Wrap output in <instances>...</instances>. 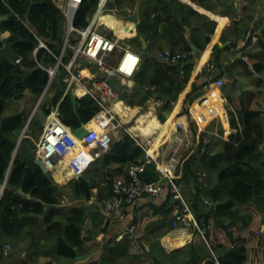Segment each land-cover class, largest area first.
Listing matches in <instances>:
<instances>
[{
    "label": "trees",
    "instance_id": "trees-1",
    "mask_svg": "<svg viewBox=\"0 0 264 264\" xmlns=\"http://www.w3.org/2000/svg\"><path fill=\"white\" fill-rule=\"evenodd\" d=\"M132 3L134 6L135 0H132ZM98 4L99 0H83L74 25L79 28L87 26L88 15L94 12ZM201 4L204 7L207 5L202 0ZM156 8L151 2L147 5L145 17L137 26L139 36H151L156 26L151 14L157 11ZM188 8L193 11L191 7ZM0 17L6 18L0 23V38L2 34L10 32L9 41L16 43V51L21 57L20 62L17 63L7 57L0 59V115L2 116L7 102L22 100L26 94L30 93L36 103L43 94L49 81V73L44 67L56 65L57 57L61 55L65 40L66 17L53 0H0ZM241 25L233 17L232 28L235 32L239 31ZM214 31L215 24L207 30L208 36L203 43L198 44L201 50L206 48L210 41L209 35H212ZM260 38L264 40V32ZM40 40L46 47L40 48ZM251 41L252 38L249 44ZM3 46L4 43L0 39V48ZM230 46L234 47L237 44L226 48H231ZM262 47L264 48V44ZM216 49L218 51L219 47L217 46ZM182 51L193 50L187 45ZM223 51L224 49L219 52ZM243 56L251 59L246 53ZM68 60L69 56L66 55L63 62L67 63ZM212 61L217 65L221 63L217 55ZM185 62H180L179 65ZM253 68L255 72H264L263 64L256 63ZM60 69L61 75L52 88L53 95L45 107L43 106L45 113H42V108L41 114L46 118L58 106L64 123L72 130H77L94 119L101 108L92 97L88 96L78 100L76 111L72 95L69 93L64 96L65 84L62 81L64 68ZM192 71L193 65H187L184 68L170 66L166 62L145 55L142 66L134 77L135 88L132 91L122 87H116V89L120 100L130 107H145L152 98L163 102L159 106L158 117L164 122L166 121L164 113L172 112L173 103L186 89ZM237 81L243 83L244 79ZM198 82L197 80L194 82L183 106L184 113L189 115V121L195 133H197L196 121L190 113V106L200 96ZM206 84V82L201 84L202 88ZM257 86L264 88V79L258 80ZM242 88L245 91L241 89V94H236L234 97L226 96L233 108L224 97L231 127L237 130V133L229 137V143L221 141L223 148L219 151L210 142L205 144V136L209 135L203 133L196 153L187 158L183 175L179 179V182L193 185L198 171L217 175V187H212L210 183L205 188L194 187L196 192L193 198L197 202L194 206L195 212L202 224H210L208 240L214 251L213 254L204 243V252L209 258L203 264H264V231L261 230L264 224V169L261 171L259 167H256L253 172L251 168L253 166L251 161H264V155L259 154V151L264 148V117H262L264 100L258 101L256 105L242 104L252 93L246 91V87ZM29 117V112L22 111L13 116H3L0 121V260L7 256L4 254V245H11L16 249L14 241L22 238L26 230L30 228L37 229L42 237L54 240L59 260L66 259L79 264L82 254L86 251V243L93 241L100 243L97 238L103 236L106 239L112 230L111 220L100 212V208L95 204L96 200L91 205L88 202L94 198L99 201L109 197L114 180L121 176L126 177L128 167L143 159L146 151L138 145L137 140L130 133L126 132L121 140L115 142L109 153L91 165L83 177L73 179L67 185H61L51 174L44 173L35 164L37 142L44 131L40 122L35 119L31 122L25 131L28 137L24 138L18 147ZM32 125H37V129ZM17 147V154L14 157ZM262 165L264 167V162ZM144 177L150 182L160 179L154 163L147 165ZM95 189H97L96 194ZM25 195H31V199ZM62 196L67 197L69 202H77L78 205H65L61 199ZM203 196H206L212 205L201 202ZM223 199L225 203L222 206L221 204L215 206L216 202H222ZM234 203L252 204V207L260 211L258 213L260 216L258 217L257 214L255 220L248 219L249 215L241 216L239 208L234 207ZM48 206L53 208L47 209ZM133 208L136 227L133 238L125 236L123 240L117 241L118 234L115 233L104 242L103 249L99 250L101 257L97 261H94L97 253L93 251L92 246L89 247L91 254L87 256V259L92 261L88 264H104L107 261L109 264H135L143 261L147 264H158L152 263L154 256L162 264H201L205 259L204 253L198 249L199 245L195 242L177 253L169 254L162 249L161 253L155 255L152 250L149 251L146 247L149 231L162 220L163 216L170 219L172 208L167 203L151 200L144 202V199L142 204L138 202ZM224 215L229 217V221L233 217L230 221L231 228L237 225L236 230L227 232L223 228L221 218ZM88 220L91 221V229L86 233L85 226ZM239 220L243 221V227L239 226ZM238 227L244 232L242 235L235 236ZM226 245L229 249L217 255V248ZM28 252V259H31L33 263L37 264L39 261L40 264H49L48 257L38 255L36 251L31 252L30 249ZM21 264H28V262Z\"/></svg>",
    "mask_w": 264,
    "mask_h": 264
},
{
    "label": "built area",
    "instance_id": "built-area-1",
    "mask_svg": "<svg viewBox=\"0 0 264 264\" xmlns=\"http://www.w3.org/2000/svg\"><path fill=\"white\" fill-rule=\"evenodd\" d=\"M54 2L66 17L64 45L61 55L57 57V64L44 67L49 73V81L43 94L35 103L31 116L35 118L42 110V106L45 105L43 101L49 95L55 79L61 74L60 68L62 67L64 68L62 77L65 84L64 96L69 93L75 94L78 99L90 96L101 108L96 117L102 114L110 117L108 122L105 119L98 122L100 132L90 127L88 134L81 140L89 155L83 150L71 159L69 168L75 166L80 170L72 179H79L97 159L113 149L117 141L114 139V132L123 127L117 119L118 116L114 115L111 109L114 101L119 100L116 87L120 85L127 90L133 88V79L140 70L143 59L142 55L129 43L133 32L131 28L122 26L124 32L128 34L120 36L116 30L104 22V17L117 14L111 0H100L94 12L88 15V25L81 28L76 27L74 21L83 0H54ZM120 21L121 25H124V22ZM40 43V48L46 47L43 41L40 40ZM66 55L69 56V60L64 63L63 58ZM194 55L193 51H163L158 57L166 63H179L193 58ZM255 75L258 80L263 79L260 73L255 72ZM224 84V79L219 78L213 85L223 87ZM262 117H264V110ZM28 127L29 125H26L27 129ZM73 132L74 130L65 125L58 106L54 108L47 116L43 135L37 143L36 158L46 164L55 180L57 166L62 159L70 157L78 146V139ZM128 133L137 140L138 145L146 151V155L128 167L126 177L121 176L114 180L109 197L98 201L101 212L109 219L115 218L119 222H130L127 230L117 237V241L126 235L130 239L133 238L136 229L133 219L135 215L130 220L131 215L128 209L138 202L141 204L144 199L167 203L172 208L174 230H186L191 236L199 235L210 246L208 241L210 228L200 223L194 208L196 201L185 199L182 185L178 182L183 175L185 159L173 153L163 161L161 160L163 150H158L159 156H155L156 152L151 155L150 148L147 150L139 141V137L130 130ZM200 136L201 133L197 132L196 140L199 141ZM184 137L178 134L176 139L183 142ZM146 141L150 143L149 140ZM207 142L205 139V144ZM152 163L155 164L160 175V179L155 182L147 181L144 177L147 165ZM205 179L206 174L198 172L195 184L201 187L206 186ZM93 200L88 203L91 204ZM204 203L212 205L209 199H204ZM9 250L10 245H5V253Z\"/></svg>",
    "mask_w": 264,
    "mask_h": 264
},
{
    "label": "crops",
    "instance_id": "crops-1",
    "mask_svg": "<svg viewBox=\"0 0 264 264\" xmlns=\"http://www.w3.org/2000/svg\"><path fill=\"white\" fill-rule=\"evenodd\" d=\"M120 1L116 0L115 2L117 5L116 7L118 9V12L120 14L125 11V14H122V15H126L129 13V11H133L135 9V7L137 6L138 0H135L136 4L134 3V6L132 3V0H125V1L120 0ZM149 2H151V4L154 5L155 8L157 7L156 8L157 11L151 14L152 18L155 19L153 22L156 23L154 31L152 32L151 36H143L144 38H146V41H147L146 43H144L141 41L140 36L138 34V28L135 25L134 29H132L133 31L132 38L130 39V44L134 47L136 51H138L142 55L143 58L145 55L150 56L152 58L158 57L159 53L163 51H182V49L185 48L187 45L191 47L193 51H195V49H200L198 47V44L203 43L205 38L208 36L207 30L212 28L215 24L214 33L212 35H209L210 41L208 45L206 46L204 50H202V54L197 55V63L196 65L193 66V71L191 73V77L186 86V89L179 95L178 100H176L173 103V109H172V112L170 113L174 114V111L178 106V109L174 115V121H173L175 122L176 131H174L173 134L174 133H178V134L188 133L190 135L194 133L192 130L193 128L191 127V124L189 121V115L187 113H184L183 106H184V101L186 99L187 94L193 88L194 82H196V80L199 81L198 91L201 92L200 96L190 106V113L192 114V116L194 117L196 121L197 132L201 134L206 133L207 135H209V136H205V139L208 141V144L210 142L212 146H213V143L221 145L220 144L221 141L222 142L225 141L229 143L230 142L229 137L231 136L230 134H236L237 130L231 127L230 116H229L228 109L226 108L224 97L228 101V98L226 96L234 97L236 94H241L242 93L241 89L245 91V89H243L242 87H246V91H251L252 93L251 95L247 97L248 100L244 101L242 104L251 103L252 105H256L258 101L264 100V88L257 86L258 79L256 78V75L252 69V67L256 63L264 65V48L262 47V45L264 44V40L260 38L262 37V33L264 32V0H202V2L207 3L205 7L198 6L202 8L203 10L196 7L197 5L195 4V0H188V1L187 0H142L140 8H139V17L141 21L145 17L146 7L149 4ZM231 5H234L237 12L233 11V8ZM188 7H191L193 11H190ZM111 16L115 17L117 21H119L118 17H120L121 14L120 16L117 14L111 15ZM111 16L108 15L104 17V22H105V18H108ZM205 16L209 19L205 18ZM233 17L242 24L241 28L247 25L250 26V30L243 38L240 37L239 31L235 32L234 29L232 28ZM220 18L224 20L223 28L221 30L219 29V25H220L219 19ZM119 23L121 24L120 21ZM174 24H176V26ZM124 27L131 28L129 27V24L124 25ZM10 36H11V33L6 32L2 34L0 39L3 40L6 38L9 40ZM251 38H252V41L249 44V40ZM138 39L141 43H139ZM233 44H237V46H234V47L230 46L231 48H228V49L226 48L229 45H233ZM217 46L219 47L218 51L216 49ZM223 49L224 51L220 53L219 51ZM244 53L250 55L251 59H249L248 57H245L246 62L248 64H245L242 62L237 63V60L239 58H244L243 56ZM216 55L219 56V59L221 62L220 65H217L216 63L212 61ZM20 60H21V57H20ZM180 68H184V66ZM260 74L264 78V72ZM242 76H245V77L249 76L252 82H247V83L245 82L242 83L241 81L238 82L237 81L238 79H244ZM57 78L55 79L50 89L48 100L53 95L52 88L54 87V84ZM219 78H222L225 81V84L223 87L213 85L216 83L217 79ZM204 82H206L207 84L206 86H204V88H202L201 84H203ZM237 82H238V85L236 84ZM135 86H136V82H135ZM238 86L240 88H238ZM34 100H35L34 97L30 93H28L22 100L9 101L10 102L9 105L7 104L5 105L3 112L5 113V111L7 110L10 113L9 116H13L14 114H17L19 112L26 111V112H29L31 116L33 105H34ZM149 101L151 102L149 105H151L152 103H158V105L160 106L163 103L161 101H156L153 98L150 99ZM115 102L116 101H114L113 105L115 104ZM123 104L125 107L135 111V113L133 114V117H129L130 119L132 118L138 119V117L142 114L141 112L138 111L139 109L137 108V107L141 108V106L130 107L126 105L125 102ZM113 105L111 106L113 114L122 118L119 113L117 114L113 110ZM153 107H155V104H153V106H151L150 108L154 110ZM230 107L233 108L231 104H230ZM194 108H199L201 110V113H202L201 119L197 118V116L194 114L193 112ZM218 108H221V112H217ZM263 110H264V107H263ZM104 115L107 117L108 120H110V117L108 115L106 114ZM222 115H224L225 118H223ZM3 116L4 114L2 116L0 115V121ZM38 116H39V119L41 120V123H44L43 117H42L43 114H41V111L38 112ZM153 117L157 119L158 121H160L159 118L154 115V113H153ZM100 121L101 119L99 118V116L95 117L89 122V125L96 126L98 125V122ZM167 121H168V118H167ZM166 122H161V124L166 123ZM86 125H88V123ZM32 127L37 129V125H32ZM179 130H181L180 133H179ZM191 130L193 133H191ZM211 134H213V137ZM223 135H224L225 140L222 139ZM21 137L18 143V147L20 146L22 140L24 139L23 138L21 140ZM122 137L117 138V140L118 141L121 140ZM215 140H218V141L216 142ZM18 147L14 153V157L17 154ZM83 147L81 145V150L86 151V149H84L86 147L84 148ZM86 153L89 155L87 151ZM260 155H264V150H262V153ZM263 162H264L263 160L259 162H254L252 164L253 166L251 167L253 169V172L256 170V167H259L258 169L263 171L264 169L262 165ZM71 179L67 180L63 184L66 185L67 183L71 181ZM208 181L212 185V187H217V185L214 186L216 183V179H214L212 175L208 176ZM187 186H192V188L184 190V197L188 201L193 200L196 190L193 187V185H187ZM94 193L95 194L97 193V189L94 190ZM144 202H146V200H144ZM223 203H224V200L222 202L221 201L216 202L215 206L219 204H223ZM233 205L234 207L239 208L240 214L249 215L248 219L250 218L254 219L253 216L254 215L256 216V213H260V211L258 212L256 209L255 210L252 209L254 208L252 207V205L247 206V205H240L238 203H234ZM137 207H139V205H137ZM247 207L249 209H247ZM248 210L249 211L252 210L251 213H249ZM128 211H129V215H131L130 216V220H131V218L135 214V209L131 207L128 209ZM222 218H223L222 219L223 224L229 225V230H232V229L236 230V227L231 228L232 224L228 220L227 215L226 216L224 215ZM263 218H264V210H263ZM239 224L241 225V227L244 226V223L242 220H239ZM111 225H112L111 229L113 232L112 235H114L115 233L119 235L120 233L125 232L127 230V227L128 225H130V222L129 221L119 222L115 218H111ZM263 225L261 229L262 231H264ZM173 229L174 228L172 225V217L169 219V217L163 216L162 220L159 223H157L155 226H153L152 229L148 233V243H146V247L149 248V251L153 249L152 252L154 251V254L158 255L159 253L162 252V249H163L164 251L170 254V253L181 251L182 249L185 248V246L188 247L192 243L195 242L197 243V245H199L198 249L201 250L205 256V259L201 262V264H203L209 258L207 256V253L204 252L205 241L200 236L198 237L191 236L186 230H173ZM243 232L244 231H240V228L238 227V231L237 233H235V236L238 234L242 235ZM167 237L173 240L177 238H181V237H185L187 239H181L179 243L177 242L178 243L177 248L182 247L181 249L174 251V252H169V250L166 248V245L164 243ZM102 239H103V236H100V238L97 239L98 241H101L98 245V251L100 250V248L103 249L105 239L103 241ZM155 241L157 242L155 243ZM86 245H87L86 251L82 254L79 264H88L92 261V260L87 259V256L91 254L89 253V249H90L89 247L92 246L91 242H87ZM228 245L224 247H218L217 248L218 251L216 252V254L217 255L222 254V251H226L227 249H229ZM31 252H34V250L31 249ZM28 254L26 255V253H24L21 257H17V259L22 260L24 257L25 259L29 261L30 264H36V263H33L31 259H28L29 258ZM213 254H214V251H213ZM41 256H45V255H41ZM100 257H101L100 254H97V256L94 257V261L99 260ZM59 261L61 264H74L72 261L66 260V259L59 260ZM37 264H40L39 261L37 262ZM135 264H147V262L143 261V262H137Z\"/></svg>",
    "mask_w": 264,
    "mask_h": 264
},
{
    "label": "rangeland",
    "instance_id": "rangeland-1",
    "mask_svg": "<svg viewBox=\"0 0 264 264\" xmlns=\"http://www.w3.org/2000/svg\"><path fill=\"white\" fill-rule=\"evenodd\" d=\"M123 1H125V0H123ZM122 14H125V11ZM118 15L120 16V14H118ZM121 26L124 27V25H121ZM247 75H249V74H247ZM242 77L244 78V82L245 83L252 82V80L250 79L249 76H246V77L245 76H242ZM47 101H48V96H46L45 99H44V101H43V102H45V105H46ZM9 103L10 102H8L7 105H9ZM150 103L151 102L148 101V103H147V105L145 107H141V108L140 107H137L139 109L138 111L141 112V113H145V112H147L149 110V108L151 106H153V104H155V107H153L154 108L153 113H154V115L156 117H158V113H160L158 103H152L151 105H149ZM34 105H35V102H34ZM34 105H33V108H34ZM45 105H44V107H45ZM44 107H43L42 113H45V108ZM262 107H264V106H262ZM32 111H33V109H32ZM9 114L10 113L6 110L5 113H4V116H9ZM165 114L166 113H164V115ZM117 119H118V121H120L122 123L123 127H120L119 129H117L114 132V135H115V138L114 139L115 140H117V138L122 137L126 132H128V130H130L131 133H133L134 135H136L137 137H139V141L141 142V144H143L145 146V148L147 150H149L151 143H148L146 140L152 141L153 139H146L141 134V132H139V131L137 132V131L133 130V128L135 127V125H137V118H132V119H130V121H124V119H122V118H120L118 116ZM159 120L162 122L161 119H159ZM43 122L45 124L47 122V118L45 119L43 117ZM164 122H166V121H164ZM92 128H99V127H98V125H96V126H93ZM179 132H181V130H179ZM193 132L191 130V133H193ZM196 134L197 133L194 132L193 134H190L189 135L190 137L189 136L186 137L188 144H185V145H182V146L179 147V142H177V140L175 139L176 133H174L173 134V137L171 138V140H169V142L167 141V143H165V144H163L161 146V147H164V149H165L162 152L161 160H163V161L166 160L167 158H169L170 156H172L173 153H177V155L180 156V157H182V158H186V157L189 158L191 155H193L194 153H196V151H197V149L199 147V141L193 138V137H196ZM211 135L213 137V134H211ZM222 139L225 140L224 139V135H223ZM215 141L217 142L218 140H215ZM152 144H153V141H152ZM213 146L218 151L223 148V146L218 145V144H215V143H213ZM262 150H264V148H262ZM262 150L259 151V154L262 153ZM159 155H160V152L159 151H156L155 156H159ZM251 162L254 163V162H259V161H251ZM212 176L214 177V179H216V183H215L214 186L218 185V183H217L218 182L217 175H212ZM55 181H57V180H55ZM57 183H58V181H57ZM181 183L183 185H188V184H185L184 182H181ZM61 185H65V184H61ZM185 189H188V188L183 187V190H185ZM61 199H62V201H63V203L65 205H75V206L78 205L77 202H69V199L67 197H63L62 196ZM95 200H96L95 204L97 206H99L98 200L95 198L93 201H95ZM93 207H95V206H93ZM249 213H251V211H249ZM257 214L258 213H256V215ZM259 216L260 215L258 214V217ZM253 217H254V220H255V218H256L255 215ZM89 227H91V221L90 220L87 221L86 226H85L86 233H88ZM112 234H113V232L111 230V232L109 233V235L107 236V238L104 240V242L107 241L108 239H110L111 236H112ZM256 234L259 235L257 232H256ZM14 244H15V248L16 249H14L10 245V250L8 252H6V254L8 253L7 256L5 258H3V259L0 260V264H10V263L11 264H21L22 262H25L26 263L27 259H25L23 257V259L20 260V259H17V257H21L24 253H26V255H27L28 254V249H30V250L33 249L34 251H36L38 253V255H45L46 257H48L47 258L48 259L47 262L49 264H61L60 261H59L60 258L56 254V248H55L54 240L53 239H46L45 237H42L41 234H40V232L37 229H30L29 228L23 234V237L22 238H19V240L16 239L14 241ZM91 245H92L93 251L96 252L97 254H99V251H98V245H99V243L97 241H93L91 243ZM28 256H29V254H28ZM104 264H109V262L107 261Z\"/></svg>",
    "mask_w": 264,
    "mask_h": 264
},
{
    "label": "bare ground",
    "instance_id": "bare-ground-1",
    "mask_svg": "<svg viewBox=\"0 0 264 264\" xmlns=\"http://www.w3.org/2000/svg\"><path fill=\"white\" fill-rule=\"evenodd\" d=\"M100 1V0H99ZM120 1V0H119ZM188 1V0H187ZM123 2V1H122ZM121 3V1H120ZM136 4V3H135ZM122 5V4H121ZM58 6V5H57ZM123 6V5H122ZM121 6V7H122ZM10 7V6H9ZM197 8L203 10L202 8L196 6ZM127 9V8H126ZM128 10V9H127ZM123 11V10H122ZM92 13V12H91ZM77 16V15H76ZM19 17V16H18ZM118 17V16H117ZM76 20V19H75ZM104 20V19H103ZM223 19H219V29L221 30L223 28ZM26 22V21H25ZM105 22L110 26L112 27L114 30H116V32L118 33V35L120 36H123V35H126L128 33H125L124 31V28L121 26V24L119 23V21H117V19L115 17H108V18H105ZM29 25V24H28ZM129 27H131V30L134 29L135 25L134 24H129ZM179 105V103H178ZM177 109H178V106L177 108L175 109L174 111V114H171L169 117H168V121L166 123H162L160 121H158L157 119H155L153 117V109L150 108V110L146 113H142L138 119H137V125L133 128V130L135 131H139L141 132V134L146 138V139H153V144H152V141H151V145H150V150H149V153L151 155H154L156 151L159 150V148L164 144L166 143L167 141L169 142V140H171L172 138V135H173V132L175 131V122L174 121V115L175 113L177 112ZM113 110L118 114L121 115V117L124 119V121H129V117H133V114L135 113V111L127 108L124 106V104L120 101H116L115 104L113 105ZM193 112L194 114L197 116V118L201 119V110L199 108H194L193 109ZM217 112H221V108H218L217 109ZM132 115V116H130ZM223 118H225L224 115H222ZM99 118L101 120L105 119L107 122H108V119L107 117L102 114V116H99ZM91 126V125H90ZM93 127V126H91ZM95 129L96 131L100 132V128H93ZM77 143H78V146L76 148V150L70 155V157H66L64 159H62L61 163L57 166V172H56V180L63 184L65 183L67 180H70L75 174L79 173V169L76 168L75 166H71L69 168V165H70V161L73 157H75V155H77V153H79L81 150V145L83 147L84 143L81 141L82 139H79L77 138ZM81 144V145H80ZM85 147V145H84ZM83 147V148H84ZM86 149V148H84ZM67 173V174H66ZM227 195V194H226ZM263 195V194H262ZM252 196V195H251ZM256 196H258V194H256ZM258 197H262V196H258ZM258 199V198H257ZM222 200V199H221ZM224 200V199H223ZM226 200V198H225ZM229 201V200H228ZM251 201V200H250ZM255 201V199H254ZM239 202V201H238ZM248 202V200H247ZM253 202V201H252ZM225 203V202H224ZM241 203V202H240ZM256 203V202H255ZM228 204V203H226ZM225 204V206H226ZM252 205V204H250ZM217 206V205H216ZM222 206V204H221ZM233 206V205H232ZM248 206V205H247ZM253 206V205H252ZM256 206V205H255ZM260 207V206H259ZM227 208V207H226ZM231 208V207H230ZM256 207L252 208L255 210ZM263 208V207H261ZM260 208V209H261ZM247 209H249L247 207ZM258 209V210H260ZM231 211V210H230ZM229 211V212H230ZM252 211V210H251ZM224 212V211H223ZM247 213V212H246ZM234 213L232 212V215ZM240 214V213H239ZM242 216V214H240ZM239 215V216H240ZM232 217V216H231ZM221 218V217H220ZM219 219V218H218ZM223 219V218H221ZM229 219V217H228ZM233 219V217H232ZM231 219V220H232ZM225 220V219H224ZM230 220V221H231ZM235 220V219H234ZM236 222V221H234ZM232 222V223H234ZM205 223V222H204ZM218 223V222H217ZM216 223V224H217ZM222 223V221H221ZM237 224V222H236ZM239 224V223H238ZM210 225V224H208ZM218 225V224H217ZM236 228H237V225H235ZM241 226V225H239ZM232 227V226H231ZM233 228H234V225H233ZM213 229V228H212ZM211 231H214V230H211ZM172 232V231H171ZM170 232V233H171ZM174 235V234H173ZM172 237V236H170ZM196 237V236H195ZM211 237V236H210ZM181 239H187L185 237H181V238H177L175 240L167 237L166 238V241L164 242L165 245H166V248L169 249V252H174V251H177L181 248H177V244L179 243V241ZM193 239V238H192ZM213 239V238H212ZM157 241H155L156 243ZM178 242V243H177ZM193 242V240H192ZM184 243V242H183ZM182 243V244H183ZM200 243V242H199ZM154 244V243H153ZM151 244V245H153ZM158 244V243H157ZM159 245V244H158ZM163 245V244H162ZM192 245V244H191ZM205 245V244H204ZM156 247V246H155ZM187 246H185L186 248ZM194 248V247H193ZM151 249V248H150ZM153 250V249H152ZM155 250V249H154ZM193 252V251H192ZM154 253V251H153ZM177 253V252H176ZM175 256V254H173ZM188 256V255H187ZM181 258V257H180ZM187 260V259H186ZM184 262V261H183ZM153 263V262H152Z\"/></svg>",
    "mask_w": 264,
    "mask_h": 264
},
{
    "label": "water",
    "instance_id": "water-1",
    "mask_svg": "<svg viewBox=\"0 0 264 264\" xmlns=\"http://www.w3.org/2000/svg\"><path fill=\"white\" fill-rule=\"evenodd\" d=\"M116 0H111V3H112V5L114 6V7H116L117 5H116ZM141 2H142V0H138L137 1V6L135 7V9L133 10V11H129V13H128V15H122L121 16V19L125 22V23H127V22H130L131 24H134V25H138L140 22H141V20H140V17H139V8H140V5H141ZM195 4L197 5V6H202V4H201V0H195ZM232 6V8H233V11L234 12H237L236 11V9H235V7H234V5H231ZM117 8V7H116ZM118 10V9H117ZM235 18H236V16H235ZM4 20H6V18H0V23L2 22V21H4ZM250 30V26H244V27H242L240 30H239V34H240V37L241 38H243L247 33H248V31ZM140 39H141V41L142 42H144V43H146L147 41H146V38H144L143 36H140ZM3 41V43H4V46L2 47V48H0V59L2 58V57H7L8 59H10L12 62H14V63H17V62H19L20 61V56L18 55V53H17V51H16V43H11L8 39H3L2 40ZM38 51V50H37ZM195 53H196V55H200V54H202V50H200V49H195ZM154 59H157V60H159V58L158 57H153ZM239 62H242V63H245V64H248L243 58H239L238 60H237V63H239ZM196 63H197V57H193V58H191L190 60H188V61H186L185 63H183L182 65H180V67H185V66H187V65H196ZM168 65H170V66H179L177 63H168ZM72 100H73V104H74V108H75V110L77 111V106H78V98H77V96L75 95V94H73L72 95ZM171 115V113H166L165 114V116H166V119L169 117ZM34 118L31 116L30 118H29V120H28V122H27V126L31 123V121L33 120ZM35 119L37 120V121H39V122H41V120L39 119V116H36L35 117ZM41 125H43V123L41 124ZM90 125H89V123H88V125H86V124H83L79 129H77V130H75L73 133H74V135L77 137V138H79V139H83V137L84 136H86L87 134H88V132H89V127ZM27 130V128H25V130H24V132H23V134H22V137H21V140L23 139V138H25V137H27L26 135H25V131ZM35 164L36 165H38L41 169H42V171L44 172V173H46V174H50L51 172H50V170H49V168L46 166V164L43 162V161H41V160H39V159H36L35 160ZM51 208H53V206H48L47 207V209H51ZM57 208H59V206L57 207ZM223 226V228L228 232L229 231V225H227V224H223L222 225ZM264 226V225H263ZM147 249L149 250V248L147 247ZM152 262H155V263H158V264H162V262L158 259V258H156V257H153L152 258Z\"/></svg>",
    "mask_w": 264,
    "mask_h": 264
},
{
    "label": "clouds",
    "instance_id": "clouds-1",
    "mask_svg": "<svg viewBox=\"0 0 264 264\" xmlns=\"http://www.w3.org/2000/svg\"><path fill=\"white\" fill-rule=\"evenodd\" d=\"M111 4H112V3H111ZM115 8H116V7H115ZM116 10H117V8H116ZM122 13H123V12H122ZM122 13H120L121 16H122ZM118 14H119V12H118V10H117V15H118ZM126 15H128V14H126ZM121 16L118 17V20H119V21L122 20V19H121ZM122 21H123V20H122ZM120 22H121V21H120ZM123 22H124V21H123ZM127 24H131V23H130V22H127V23L124 22V25H127ZM137 26H138V25H137ZM129 43H130V41H129ZM132 47H133V46H132ZM133 48H134V47H133ZM37 50H38V49H37ZM180 52H183V51H180ZM193 52H194V54H195L194 57H197L195 51H193ZM158 58H159V57H158ZM142 59H143V57H142ZM243 59L246 60L245 57H244ZM159 60H160V59H159ZM189 60H190V59H189ZM187 61H188V60H187ZM183 62H184V61H183ZM179 63H180V62H179ZM179 63H177V64H179ZM141 66H142V65H141ZM252 69H253V72L255 73V70H254L253 67H252ZM138 72H139V71H138ZM135 76H136V75H135ZM263 79H264V78H263ZM133 82H134V79H133ZM134 86H135V82H134ZM134 86H133V88H134ZM117 87H119V88H120V87L124 88L123 86H120V85H118ZM133 88H132L130 91H132ZM72 95H73V94H72ZM78 100H79V99H78ZM118 101H121V100H120V96H119V100H118ZM122 102L124 103V101H122ZM96 116H97V115H96ZM96 116H95V117H96ZM95 117H94V118H95ZM29 118H30V117H29ZM46 118H47V117H46ZM46 118H45V119H46ZM34 119H35V118H34ZM34 119H33V120H34ZM62 119H63V118H62ZM28 120H29V119H28ZM33 120H32V121H33ZM35 120H36V119H35ZM32 121H31V122H32ZM63 121H64V120H63ZM166 121H167V119H166ZM30 124H31V123H30ZM30 124H29V125H30ZM40 124H42V123L40 122ZM45 125H46V123H45V124L43 123V125H42L43 128L45 127ZM65 125H66V124H65ZM66 126H67V125H66ZM25 128H26V127H25ZM69 128H70V127H69ZM71 129H72V128H71ZM24 130H25V129H24ZM74 131H75V130H74ZM23 132H24V131H23ZM43 132H44V131H43ZM25 133H26V132H25ZM179 133H180V132H179ZM22 134H23V133H22ZM180 134H181L182 136H185V137H184V138H185L184 141H183V142H180L179 140L176 139V136L178 135V133H176L175 139L177 140V142H179V145L182 146V145H185V144L187 143V141H186V137H187V136H186V135L189 136V134H188V133H180ZM25 135H26V134H25ZM42 135H43V134H42ZM230 135H232V134H230ZM26 136H27V135H26ZM189 137H190V136H189ZM202 137H203V135L201 134V136H200V140H201ZM193 138L196 139V137H193ZM40 139H41V138H40ZM200 140H199V143H200ZM117 141H118V140H117ZM204 142H205V140H204ZM37 143H38V142H37ZM207 144H208V142L206 143V145H207ZM159 150H163V151H164L165 149H164V147H160ZM187 158H188V157H186V159L183 158V159H185V162H184V169H185V163H186ZM36 159H37V158H36ZM154 165H155V164H154ZM50 172H51V171H50ZM198 172H202V173H205V174H206V179H205V184H206V186L201 187L199 184H195V182H196V181H195L194 184H193V187H195V186H199V187H201V188H205V187H207V186L209 185V181H208V176H209V174H208V172H206V171H198ZM198 172H196V175H197ZM50 174H51V173H50ZM72 180H73V179H72ZM56 182H57V181H56ZM178 182H179V180H178ZM58 183H59V182H58ZM179 183L182 185V189H183V187L188 188V189L190 188V187H188V186H186V185H183L181 182H179ZM191 187H192V186H191ZM4 188H5V185L3 186V189H4ZM183 194H184V190H183ZM22 195H24V194L22 193ZM25 196H26L28 199H31V195H25ZM204 199H208V198H206V196H203L201 202H204ZM193 200H194V199H193ZM196 203H197V202H196ZM98 207H99V206H98ZM195 213H196V212H195ZM102 214H103V213H102ZM103 215H104V214H103ZM196 216H197V215H196ZM106 217H107V216H106ZM108 218H109V217H108ZM197 218H198V217H197ZM110 220H111V219H110ZM198 220H199V219H198ZM200 223H201V222H200ZM90 229H91V227H89V230H90ZM173 230H174V229H173ZM120 234H121V233H120ZM120 234H119V235H120ZM189 234H190V233H189ZM119 235H118V236H119ZM208 235H209V233H208ZM118 236H117V237H118ZM126 236H127V235H126ZM127 237H128V236H127ZM128 238H129V237H128ZM97 239H98V238H97ZM103 239H104V237H103ZM103 239H102V241H103ZM121 240H123V239H121ZM121 240H120V241H121ZM208 241H209V240H208ZM100 242H101V241H100ZM205 243H206V242H205ZM209 244H210V243H209ZM206 245H208V244L206 243ZM4 246H5V245H4ZM208 246H209V245H208ZM209 248L211 249V246H209ZM100 249H101V248H100ZM211 251H212V249H211ZM212 253H213V251H212ZM4 254L7 255L8 253L6 254L5 251H4ZM27 262H28V264H30L28 260H27ZM217 262H218V261H217ZM218 263H219V262H218Z\"/></svg>",
    "mask_w": 264,
    "mask_h": 264
}]
</instances>
